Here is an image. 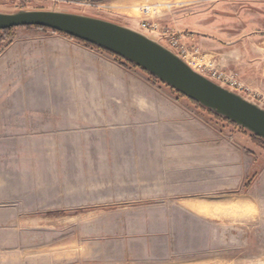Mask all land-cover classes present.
<instances>
[{
    "label": "crops",
    "instance_id": "0c3cea01",
    "mask_svg": "<svg viewBox=\"0 0 264 264\" xmlns=\"http://www.w3.org/2000/svg\"><path fill=\"white\" fill-rule=\"evenodd\" d=\"M210 12L187 17V41L225 57L258 99L264 37ZM22 27L30 37L0 63V88L12 85L0 95V264H223L225 242L227 264H264V147L253 136L104 50ZM40 157L50 164L35 168ZM39 197L66 212L96 203L113 219L39 232L60 216H37Z\"/></svg>",
    "mask_w": 264,
    "mask_h": 264
},
{
    "label": "water",
    "instance_id": "95a60500",
    "mask_svg": "<svg viewBox=\"0 0 264 264\" xmlns=\"http://www.w3.org/2000/svg\"><path fill=\"white\" fill-rule=\"evenodd\" d=\"M22 26L50 28L108 50L264 143L263 102L199 72L159 35L140 25L62 10L21 8L8 14L0 12V31Z\"/></svg>",
    "mask_w": 264,
    "mask_h": 264
},
{
    "label": "rangeland",
    "instance_id": "374dc122",
    "mask_svg": "<svg viewBox=\"0 0 264 264\" xmlns=\"http://www.w3.org/2000/svg\"><path fill=\"white\" fill-rule=\"evenodd\" d=\"M152 4H162L163 7H161V10L159 9V13L155 18L149 22L158 24L157 29L159 32L169 31L170 33L181 35L182 40L189 46H196L200 49L199 55L196 57L189 56V59L200 67L199 70L201 72L207 76H210L213 72H223L225 75L235 76L243 84L238 72L235 69L232 70V67L227 63L228 61L225 57L221 55H208L205 57L201 45L195 41H187L190 37L185 33L184 29L190 27H186L184 24L188 21L187 17H191L195 13L204 14L203 17H205L211 14L210 10H216V12L219 11L221 13L220 17L225 21H227L228 16L230 18L233 16L236 22L246 24L249 30L255 35L253 39H257L258 41L259 38L264 37V0H0V12L8 14L19 9L21 10V8L28 10H62L71 13L78 12L99 17L102 16L112 21L115 20L126 25L138 27L140 24L139 6ZM23 29V27H15L10 31L8 30V32H0V63H12L13 50L16 47L20 48L21 43H24L23 38L30 37H23ZM207 48L205 47V49ZM7 86L0 88V95L8 94L12 90V85L8 88ZM243 87V90L248 89L245 84H243ZM255 96L258 98L257 100L264 103V94H255ZM256 141L264 147L261 141L257 139ZM56 159L54 158L53 161H56ZM49 160L43 157L33 158V166L35 168H41L50 164ZM55 206L58 209L50 210L51 208H55ZM59 208L60 205H50L46 198L39 197L36 200L37 216L43 217V215L51 213H59L60 215L56 220L46 218L43 221H37L39 232L56 229L66 230L83 226L96 227L98 225H107L110 222L109 220L113 219V217H98V210L101 208L96 203H90L87 207L82 208L73 206L68 212ZM82 211H86L85 216L87 215L89 217H81L82 214L80 212ZM260 225H264V223H260ZM261 228L264 229V226ZM225 243H222L221 247L223 264L229 263L231 257L229 256V248H227L228 243ZM245 243V240L239 241L237 248L233 249L232 255L235 257L238 255V262H242L240 258L243 255L239 253L245 246ZM252 246L250 242V247Z\"/></svg>",
    "mask_w": 264,
    "mask_h": 264
},
{
    "label": "built area",
    "instance_id": "2783aa9c",
    "mask_svg": "<svg viewBox=\"0 0 264 264\" xmlns=\"http://www.w3.org/2000/svg\"><path fill=\"white\" fill-rule=\"evenodd\" d=\"M168 6V4H166ZM163 7L162 4H152V5H140V15H139V22L141 28L148 30L150 33H155L159 35L162 39L165 40L166 43L169 44L170 47L174 48L180 56H182L193 68L199 70L200 67L194 64L192 60L189 59V56H197L200 54V49L196 46H189L184 40H182L181 35L170 33L169 31L166 32H159L158 24L155 22L151 23L150 20H153L155 16L159 13V9L161 10ZM203 73V72H202ZM204 74V73H203ZM206 75V74H205ZM211 78L215 79L218 82H222L226 85H229L233 88H237L239 90H243V84L234 76L225 75L223 72H213L210 75Z\"/></svg>",
    "mask_w": 264,
    "mask_h": 264
},
{
    "label": "trees",
    "instance_id": "16d2710c",
    "mask_svg": "<svg viewBox=\"0 0 264 264\" xmlns=\"http://www.w3.org/2000/svg\"><path fill=\"white\" fill-rule=\"evenodd\" d=\"M26 27H31V26H26ZM35 27H38V28H40V29H44V30H48V29H50V28H45V27H40V26H35ZM15 27H13V28H8V29H6V30H1L0 32H8V30L10 31V30H12V29H14ZM51 30H53V29H51ZM54 32H57V33H60V32H58V31H55V30H53ZM62 33V32H61ZM60 33V34H61ZM62 34H64V33H62ZM64 35H66V34H64ZM66 36H68V35H66ZM68 37H70V38H73V37H71V36H68ZM76 38V37H75ZM75 38H73V39H75ZM77 40H79L80 42H82L84 45H86V46H90V47H93V48H96V49H98V50H104V51H106V52H108L109 54H111L112 56H114V58H116L117 60H119L120 62H122V63H125V64H132L133 66H136L135 64H133V63H131V62H127V61H125L124 59H122L121 57H119L118 55H116V54H113L112 52H110V51H108V50H105V49H103V48H100L99 46H97V45H94V44H92V43H90V42H86V41H83V40H81V39H79V38H76ZM151 77L153 78V79H156V80H158L156 77H153L152 75H151ZM175 91V90H174ZM175 92H177V91H175ZM179 94V93H178ZM180 96H182L181 94H179ZM195 103H197V102H195ZM254 138L255 139H257V140H259V141H261L262 142V140L259 138V137H257V136H254ZM263 145H264V143H262ZM250 182L251 181H249V182H247L246 183V186H248L249 184H250Z\"/></svg>",
    "mask_w": 264,
    "mask_h": 264
}]
</instances>
